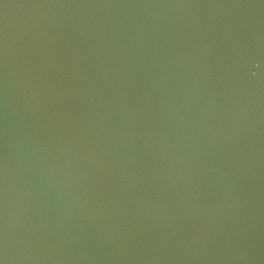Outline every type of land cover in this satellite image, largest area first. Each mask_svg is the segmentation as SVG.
<instances>
[{
	"label": "water",
	"instance_id": "95a60500",
	"mask_svg": "<svg viewBox=\"0 0 264 264\" xmlns=\"http://www.w3.org/2000/svg\"><path fill=\"white\" fill-rule=\"evenodd\" d=\"M0 264H264V0H0Z\"/></svg>",
	"mask_w": 264,
	"mask_h": 264
}]
</instances>
